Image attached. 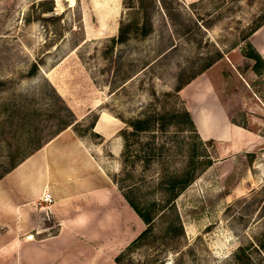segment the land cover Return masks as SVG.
I'll return each instance as SVG.
<instances>
[{
	"label": "rangeland",
	"instance_id": "1",
	"mask_svg": "<svg viewBox=\"0 0 264 264\" xmlns=\"http://www.w3.org/2000/svg\"><path fill=\"white\" fill-rule=\"evenodd\" d=\"M150 11L151 30L114 43L106 55L128 17L122 0H0V174L57 130L64 102L75 117L65 128L102 146L106 159L119 140L112 178L125 199L134 196L151 213L148 223L138 214L127 220L126 243L127 235L105 238L122 241L109 255L97 253L98 242L65 245L68 254L91 264H264V156L220 154L222 143L185 122L126 141L121 133L128 119L186 108L176 86L218 52L244 48L242 37L264 18V0H152ZM33 62L37 71L29 74ZM228 68L223 59L207 77ZM261 72L253 86L263 94ZM238 110L230 113L242 116ZM113 121L110 138L96 132ZM179 177L185 185L170 188ZM46 222L40 215L34 231ZM19 225L0 220V264H27Z\"/></svg>",
	"mask_w": 264,
	"mask_h": 264
},
{
	"label": "crops",
	"instance_id": "2",
	"mask_svg": "<svg viewBox=\"0 0 264 264\" xmlns=\"http://www.w3.org/2000/svg\"><path fill=\"white\" fill-rule=\"evenodd\" d=\"M248 40L264 60V23ZM242 49L227 51L184 84L179 94L199 136L222 143L220 154L264 156V93L253 86L256 79L263 78V72L254 70L252 59ZM223 59L228 71L221 70L215 80L208 78L207 72ZM225 89L222 100L219 93ZM235 107L242 116L230 113ZM114 122L96 132L110 138ZM113 140L108 148L113 159L109 160L102 146L64 128L0 178V220L19 219L22 223L23 227L19 226L25 237L19 246L27 264H91L79 254H68L65 245L81 250V246L98 242L97 253L108 255L120 246V239L105 242V238L127 235L126 222L132 216L136 219L137 213L112 178L120 151L119 140ZM45 190L54 197L52 217L57 224L49 235L34 231L40 221L34 202ZM123 237L126 243L132 236ZM90 259H94L92 255Z\"/></svg>",
	"mask_w": 264,
	"mask_h": 264
},
{
	"label": "trees",
	"instance_id": "3",
	"mask_svg": "<svg viewBox=\"0 0 264 264\" xmlns=\"http://www.w3.org/2000/svg\"><path fill=\"white\" fill-rule=\"evenodd\" d=\"M124 6H127L129 9L128 17L127 18H121L119 20L118 25V32L116 35H113L109 37L110 45L105 48L103 51L104 54L108 55L111 53V48L114 43H123L126 42L130 37L135 35L144 36L146 35L152 28V15L150 11V5L152 0H122ZM262 23H264V18L262 21H260L258 24L254 25L250 28V31L242 37L241 40H244V48L242 49V52L244 55L252 59L253 61V68L257 72H261V69H264V60L260 56V54L257 52V50L253 47V45L248 40V36L256 29L258 26H260ZM234 46V45H233ZM223 53L218 52L215 57H213L211 60H209L203 67L199 69L194 75L190 76L186 81H181L177 86L176 90H179L184 84L189 82L194 76H196L198 73L205 70L209 65H211L213 62H215L217 59H219ZM37 65L38 62H33L32 66L30 67L28 73L33 74L37 71ZM53 91H55L54 86L51 87ZM57 99H59L61 102H63L60 95L55 91ZM61 108L63 111L60 112L61 117L57 121V130L53 132L52 135L47 136L44 139L39 140L38 144L30 150L27 154L22 155L17 161L12 163L9 167H7L4 171V173L8 172L12 168H14L18 163H20L25 157H27L29 154H31L34 150L41 147L45 142H47L50 138H52L55 134H57L59 131L64 129L66 126L70 124H74L75 117L74 113L71 110V108L66 105L64 102L61 105ZM97 119V115H95L91 121L92 125L95 123ZM99 119V118H98ZM97 119V121H98ZM174 122L175 124H181L185 122V124H189L191 127H193L194 130L195 124L193 121V118L190 114V112L183 108L182 110H174L171 113L168 111H160V112H154L149 113L143 117H136L132 119H128V123L130 124V129L126 128L121 131L125 141L127 140V137L129 134H137L141 131H153L155 129H164L166 124ZM97 123V122H96ZM212 139H209L208 141H211ZM248 155V154H247ZM249 156H252V153H249ZM208 164H211V160L208 159ZM1 173L0 177L4 174ZM114 179H116L114 177ZM188 179L179 177L174 178L170 182V188H174L175 182H184L182 183V186L185 185V182H187ZM126 199L128 200L129 204L134 208V210L137 212V214L142 218V220L146 223H148L151 219V213L146 205H142L140 202H138L134 196H131L130 194H125ZM145 230L142 231V233ZM120 255L117 256L119 259Z\"/></svg>",
	"mask_w": 264,
	"mask_h": 264
},
{
	"label": "built area",
	"instance_id": "4",
	"mask_svg": "<svg viewBox=\"0 0 264 264\" xmlns=\"http://www.w3.org/2000/svg\"><path fill=\"white\" fill-rule=\"evenodd\" d=\"M54 197L49 190H45L39 198L34 202L35 208L40 211L41 218L45 219L47 224L43 228H39L36 232H46V234H53L56 230V222L52 217V204Z\"/></svg>",
	"mask_w": 264,
	"mask_h": 264
},
{
	"label": "bare ground",
	"instance_id": "5",
	"mask_svg": "<svg viewBox=\"0 0 264 264\" xmlns=\"http://www.w3.org/2000/svg\"><path fill=\"white\" fill-rule=\"evenodd\" d=\"M106 119H107V115H104V116L101 118V120H100L98 126L101 127V126L103 125V123L106 121Z\"/></svg>",
	"mask_w": 264,
	"mask_h": 264
}]
</instances>
